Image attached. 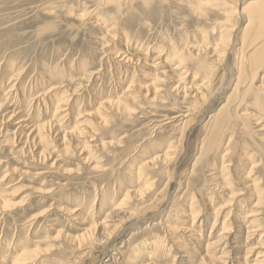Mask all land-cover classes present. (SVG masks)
<instances>
[{
	"label": "rangeland",
	"instance_id": "obj_1",
	"mask_svg": "<svg viewBox=\"0 0 264 264\" xmlns=\"http://www.w3.org/2000/svg\"><path fill=\"white\" fill-rule=\"evenodd\" d=\"M257 1L0 0V264H264Z\"/></svg>",
	"mask_w": 264,
	"mask_h": 264
},
{
	"label": "bare ground",
	"instance_id": "obj_2",
	"mask_svg": "<svg viewBox=\"0 0 264 264\" xmlns=\"http://www.w3.org/2000/svg\"><path fill=\"white\" fill-rule=\"evenodd\" d=\"M229 1H231V0H229ZM207 2H211V0H208ZM207 2H203V1L199 0V3L201 5H206ZM243 12L248 14L249 23H248V26L244 29L242 36L240 37L242 47L237 51V55H238L239 59L241 60V72H240V76L238 78V82H240L239 79H241V80L243 79V78H241V76H245V77L248 76V74L243 73L244 72L243 69H245V67H246L244 62H248V61L252 60L253 58L262 55V53L264 52V0H260V1H257V3H250V4L246 5L243 8ZM253 23H254V28H251ZM236 44H237V40L235 41V43H233V46L235 47ZM256 45H259V46L256 47ZM225 85H227V84H225ZM206 246H208V245H206ZM209 246H217V243H213L212 245H209ZM106 256H108V255L106 254Z\"/></svg>",
	"mask_w": 264,
	"mask_h": 264
}]
</instances>
